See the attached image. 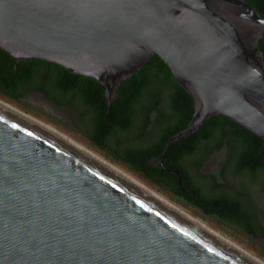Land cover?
<instances>
[{"label": "water", "instance_id": "obj_1", "mask_svg": "<svg viewBox=\"0 0 264 264\" xmlns=\"http://www.w3.org/2000/svg\"><path fill=\"white\" fill-rule=\"evenodd\" d=\"M263 37L245 0H0L1 50L100 82L109 107L154 56L165 62L195 113L161 164L218 115L264 141ZM0 264L257 263L0 105Z\"/></svg>", "mask_w": 264, "mask_h": 264}, {"label": "trees", "instance_id": "obj_2", "mask_svg": "<svg viewBox=\"0 0 264 264\" xmlns=\"http://www.w3.org/2000/svg\"><path fill=\"white\" fill-rule=\"evenodd\" d=\"M245 1L264 18V0ZM259 48L264 54V37ZM30 95L71 113L84 142L176 206L220 220L231 232L225 235L264 239V213L255 199L258 191L264 194L260 137L228 117L214 116L195 134L173 143L159 163L168 140L187 128L195 113L192 96L159 56L120 85L109 107L100 82L42 60L17 63L0 49V97L24 104ZM214 156L225 165L206 174ZM170 170L179 173L181 184Z\"/></svg>", "mask_w": 264, "mask_h": 264}, {"label": "rangeland", "instance_id": "obj_3", "mask_svg": "<svg viewBox=\"0 0 264 264\" xmlns=\"http://www.w3.org/2000/svg\"><path fill=\"white\" fill-rule=\"evenodd\" d=\"M0 99H2L4 101L3 98L0 97ZM5 101L9 104H12L14 107L18 108L22 112H24L28 115H31L32 117H35L36 119H38V120H40V121H42L48 125L55 127L56 129H58L59 131H61L64 134H66L67 136H69L70 138H72L73 140L78 142L79 144H81V145L83 144L84 147L86 146V148L88 147L89 149H91L94 152H96L97 154H99L98 151H96L95 149H92L86 142H84L82 140V136L76 132L79 130V127L75 123V120H74L71 113L66 112L65 110H57L52 105V103L46 101L44 98L37 96V95L28 96L24 100V104H18V103H15V102H13L11 100H7V99H5ZM50 116L54 117L55 119L62 122L63 124H65L68 127L57 124L55 122H53V123L51 121L49 122ZM99 155L102 156L101 154H99ZM224 165H225V160L220 159L217 156H214L206 164V166L204 168V172L206 174H215L220 169H222ZM117 166L120 167L119 165H117ZM120 168L123 169L128 174H130L131 176L137 178L138 180H141L138 177L134 176L132 173H130V171L127 170L126 168H122V166ZM141 181L144 182L143 180H141ZM231 181H234V180L231 179ZM235 181H237V180H235ZM236 183H240V180H238ZM261 188H262V185H261ZM255 199L259 203V205L261 206V208H260L261 211L264 213V194L261 191H258L256 196H255ZM179 208L188 212L189 214L193 215L194 217L200 219L201 221H203L204 223L209 225L211 228L216 230L218 233H220L224 237L228 238L229 240L233 241L238 246L245 249L246 251L251 253L253 256L259 258L260 260H262L264 262V239L263 238H257L255 241H251V240H249L243 236H240L239 233H235V234L233 233V236L230 234L225 235L226 233H231V232L230 231L226 232L225 230H223L224 225L221 224L220 220H218L216 218L209 217V216H205L204 214L199 213L194 209H184L180 206H179Z\"/></svg>", "mask_w": 264, "mask_h": 264}, {"label": "bare ground", "instance_id": "obj_4", "mask_svg": "<svg viewBox=\"0 0 264 264\" xmlns=\"http://www.w3.org/2000/svg\"><path fill=\"white\" fill-rule=\"evenodd\" d=\"M0 105H2L3 107L7 108L8 110L16 113L17 115L27 119L28 121L38 125L39 127L47 130L48 132L56 135L57 137L67 141L68 143L74 145L75 147H77L78 149H80L81 151H83L84 153H86L87 155H89L90 157H92L93 159L98 161L99 163L103 164L107 168L111 169L115 173H117L120 176L124 177L125 179H127L128 181H130L131 183H133L134 185H136L137 187H139L140 189H142L143 191H145L146 193H148L149 195L154 197L155 199H157L160 202L164 203L165 205L169 206L170 208L175 210L177 213L182 215L184 218L189 220L194 225H196V226L200 227L201 229L207 231L208 233L216 236L217 238H219L223 242L227 243L228 245H230L234 249L238 250L239 252H241L242 254H244L245 256H247L248 258H250L251 260H253L257 264H264V262L262 260H260L259 258L253 256L251 253H249L245 249L241 248L240 246H238L233 241H231L228 238L224 237L223 235L218 233L216 230L211 228L209 225H207L206 223L202 222L200 219H198V218L194 217L193 215L189 214L188 212L182 210L181 208H179L178 206H176L175 204H173L172 202H170L169 200H167L166 198H164L163 196L158 194L149 185H147L144 182H142L141 180H138L137 178L131 176L130 174L125 172L123 169H121L120 167H118L115 164L111 163L110 161H108L107 159L103 158L99 154H97V153L91 151L90 149L82 146L81 144H79L78 142H76L75 140H73L72 138L67 136L66 134L62 133L61 131H59L55 127H53L51 125H48V124L36 119L35 117H32L31 115H28V114L22 112L18 108L14 107L12 104H9L6 101H3L2 99H0Z\"/></svg>", "mask_w": 264, "mask_h": 264}, {"label": "flooded vegetation", "instance_id": "obj_5", "mask_svg": "<svg viewBox=\"0 0 264 264\" xmlns=\"http://www.w3.org/2000/svg\"><path fill=\"white\" fill-rule=\"evenodd\" d=\"M38 96V95H37Z\"/></svg>", "mask_w": 264, "mask_h": 264}]
</instances>
